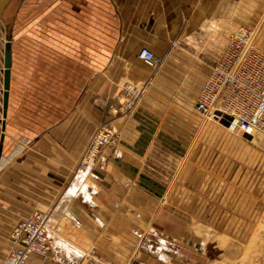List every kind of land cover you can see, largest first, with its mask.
I'll list each match as a JSON object with an SVG mask.
<instances>
[{"label": "crops", "instance_id": "crops-1", "mask_svg": "<svg viewBox=\"0 0 264 264\" xmlns=\"http://www.w3.org/2000/svg\"><path fill=\"white\" fill-rule=\"evenodd\" d=\"M36 1L40 5L56 0ZM235 4L236 0H104L94 7L90 15L94 24L85 27L84 33L92 40L94 31L102 35V50L111 48L123 56L116 59L94 62L89 56L78 64L76 38L71 39L75 33L67 34L69 41L62 42L54 52L50 74L51 89L56 97L59 95V101L53 108L44 104L37 109L38 119L42 117L50 124L38 122L35 136L29 138L34 128L28 130L24 122L25 137L28 142L34 141L36 151L9 160V165L0 172V264H13L9 257L12 248L9 233L16 221L29 215L47 217L53 250L48 258L31 256L27 264H126L136 253L159 255L154 246L155 230L145 222L152 215L142 212L153 208L147 192L136 182L154 147L162 145L164 140L169 146L186 145L173 133L187 131L189 122L185 110L162 109L151 101L169 98L165 90L173 87L177 97L171 98L196 99L209 62L218 52L216 41L220 31L213 32L212 45L206 48L207 52L211 51L208 60L167 61V67L200 68V78L190 80L171 71L167 75H155L154 85L142 91L144 99L138 110L116 121L117 135L98 163L74 173L94 124L109 118L106 112H94L91 98L94 94L106 99L118 97L120 86L125 83L121 80L125 72L134 82L147 78L142 74L141 64L124 52L128 44L125 36L138 35L136 42L128 44L129 51L136 50L137 43L157 42L166 51L170 39L178 34L205 40L202 36L206 35L208 20L230 22L236 18ZM78 65L85 71L79 72L83 84L79 98ZM94 65L100 67L95 75ZM163 244L160 239L158 246Z\"/></svg>", "mask_w": 264, "mask_h": 264}, {"label": "rangeland", "instance_id": "rangeland-1", "mask_svg": "<svg viewBox=\"0 0 264 264\" xmlns=\"http://www.w3.org/2000/svg\"><path fill=\"white\" fill-rule=\"evenodd\" d=\"M94 1L56 0L55 3L40 5L36 0L9 2L4 33L11 34L12 53L5 130L0 133L4 135L1 155L5 162L0 166V172L9 165V160L24 158V154L36 151L34 141L28 142L25 137L24 122L28 130L34 128L29 138L35 136L38 122L41 125L50 124L46 119L43 123L42 117L38 119L37 109L44 104L46 108H53L59 101V95L56 97L51 89L50 74L54 52L62 42L69 41V32L75 33L71 39L76 38L78 64L89 56L94 62L123 57L114 49L102 50V35L98 32L94 31L93 40L84 33L85 27L94 24L90 16L94 7L104 0ZM235 5L236 18L230 22L225 19L215 22L208 20L206 35L202 36L205 40L196 36L186 38L180 34L174 35L166 51L161 50L158 42L155 45L137 43V49L129 51L128 44L136 42L138 35L130 33L125 36L128 44L124 52L130 53L141 64L142 74L147 78L134 82L128 79L125 72V77L121 79L125 83L121 84L118 97L106 99L98 94L93 95L91 102L94 112H106L109 118L94 124L74 173L79 172L81 159L92 136L103 128L111 131L112 136L84 169L88 170L98 163L104 149L117 135L116 121L138 110L144 99L142 91L144 87L148 86L149 89L154 85L155 79L152 78L155 75H167L171 71L174 75L188 76L190 80L202 75L200 68L189 65L167 67L168 60H208L211 51L207 52L206 48L212 45V34L218 30L220 35L216 42L219 48L213 59L225 48L229 37L238 28L250 30L254 44L264 50V0H236ZM88 42L92 45H85ZM141 48L151 50L161 59L157 69L148 68L138 58ZM213 59L209 62L208 73ZM77 69L79 98L83 85L79 72L84 74L85 71L81 65ZM97 72H100V67L94 65L92 73L95 75ZM165 91L169 98L150 101L162 109L167 107L174 112H188L187 131L172 132L186 145L169 146L166 145L169 142L164 140L162 145L153 148L142 164L136 184L147 192L153 208L152 211L142 212L152 215L145 222L155 230L154 246L159 255L136 253L126 264H264V134L249 137L241 135L238 130H227L225 126L197 114L194 110L196 99L171 98L173 95L177 97L174 93L176 87ZM28 218L36 217L29 215L15 224ZM160 239L164 242L161 247L158 246Z\"/></svg>", "mask_w": 264, "mask_h": 264}, {"label": "built area", "instance_id": "built-area-1", "mask_svg": "<svg viewBox=\"0 0 264 264\" xmlns=\"http://www.w3.org/2000/svg\"><path fill=\"white\" fill-rule=\"evenodd\" d=\"M137 56L150 69H157L161 63L147 48H141ZM194 110L204 118L238 130L243 136L264 134V51L254 44L250 30L236 29L217 54L195 100ZM111 136V131L97 130L78 171L88 167ZM9 238L12 243L9 257L13 264H26L34 254L47 257L53 249L45 216L18 222Z\"/></svg>", "mask_w": 264, "mask_h": 264}, {"label": "water", "instance_id": "water-1", "mask_svg": "<svg viewBox=\"0 0 264 264\" xmlns=\"http://www.w3.org/2000/svg\"><path fill=\"white\" fill-rule=\"evenodd\" d=\"M8 0H0V17L4 7L6 6ZM11 34L7 36V43L4 50L3 55V65H4V72H3V94H2V114L5 116L6 109H7V102H8V89L10 84V67H11V44H10ZM4 124L2 123V128ZM4 139L3 134L0 135V158H1V151H2V141Z\"/></svg>", "mask_w": 264, "mask_h": 264}, {"label": "bare ground", "instance_id": "bare-ground-1", "mask_svg": "<svg viewBox=\"0 0 264 264\" xmlns=\"http://www.w3.org/2000/svg\"><path fill=\"white\" fill-rule=\"evenodd\" d=\"M11 0H8L6 6L4 7L3 11H2V14H1V17H0V133L1 131L4 132L5 128L3 127L2 128V123L4 124V119L6 117V114L5 116H3L2 114V94H3V72H4V65H3V55H4V50H5V46H6V43L8 42L7 41V34L4 33V28H6L7 26V22H5L4 20L7 19L6 17V8L9 4ZM13 7V6H12ZM13 10V8H12ZM262 50V49H261ZM264 51V50H263ZM12 53V52H11ZM9 89H10V85H9ZM9 89H8V94H9ZM7 106H8V102H7ZM7 111V109H6ZM219 124V123H218ZM226 129L227 130H231L230 128H228L226 126ZM2 132V134H3ZM4 136V135H3ZM21 146V145H20ZM19 149V148H18ZM16 150V149H15ZM13 153H16V152H13ZM11 158V157H10ZM8 161V160H7ZM5 162V158L2 157L1 155V158H0V166Z\"/></svg>", "mask_w": 264, "mask_h": 264}]
</instances>
